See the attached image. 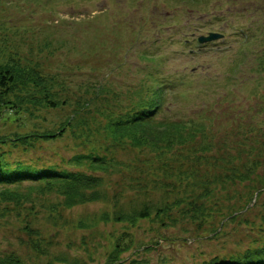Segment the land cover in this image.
<instances>
[{"label":"rangeland","instance_id":"374dc122","mask_svg":"<svg viewBox=\"0 0 264 264\" xmlns=\"http://www.w3.org/2000/svg\"><path fill=\"white\" fill-rule=\"evenodd\" d=\"M209 31L225 39L201 46L197 36ZM0 58L34 64L65 102L30 107L20 120L0 117L9 170L24 164L92 173L70 160L108 144L103 112H125L138 91L152 92L159 80L166 101L157 117L205 125L214 145L210 174L227 173L230 162L244 172L255 162L264 175V0H0ZM51 130L60 135L9 140ZM113 154L127 168L95 173L104 181L97 200L68 207L61 191L34 190L45 183L5 186L29 197L0 194V256L17 255L21 264H106L112 238L128 233L134 245L118 264H230L264 243V184L256 175L216 187L201 200L208 206L202 221L185 205L163 221L155 212L135 224L102 221L128 217L145 202L154 207L169 188L159 169L146 166L149 150ZM152 177L158 186L140 191L138 182Z\"/></svg>","mask_w":264,"mask_h":264},{"label":"trees","instance_id":"16d2710c","mask_svg":"<svg viewBox=\"0 0 264 264\" xmlns=\"http://www.w3.org/2000/svg\"><path fill=\"white\" fill-rule=\"evenodd\" d=\"M155 85L147 87L146 90L138 91L133 106L121 112V114H109L103 112L107 122L102 128L108 144H94L87 154L73 156L70 165H87V171L58 170L52 166L49 168H36L29 165L19 164L16 169L9 170L0 154V186L1 195L7 200L20 199L29 195L18 191H10L7 185L18 186L25 181L33 180L34 183H45L39 190L45 195L50 190L61 191L66 195V205L72 207L76 204L99 199L103 194L99 186L104 183L102 177L96 174L109 172L121 166L126 167L114 156V151L121 147H135L149 150L153 158L148 160V167L161 171L164 179L163 186L169 187L167 196L159 203L150 207L144 203L140 208L133 207L128 217H117L115 220L105 215L102 221H131L150 219L153 213L158 220L171 216V212L182 205L187 207L186 214L197 220H204L207 215L206 203L201 200L214 196L213 192L220 184L237 183L246 180H254V175L260 178L264 184V175L256 172L258 164L253 162L240 172L235 166L229 167L225 174H210L206 166L212 167L214 155L213 140L209 138L208 130L204 124L194 121H174L159 119L158 113L165 104V93L163 83L158 80ZM56 83L48 78L34 66V64L22 61H4L0 58V117L7 114L16 120L23 118L28 112H34V108L53 109L58 108L65 102L55 91ZM69 121H67L68 123ZM64 124L65 126L68 124ZM61 128L64 130L66 127ZM102 128H99L102 129ZM61 132V130H60ZM55 131L33 133L30 136L15 134V138H9L15 143H27L31 139L51 140L60 135ZM0 143H7L0 139ZM129 145V146H128ZM127 168V167H126ZM236 170L234 171V169ZM120 169V170H121ZM233 171V173H230ZM96 173V174H95ZM157 177H152L148 182H138L141 189L159 184ZM201 192H198V189ZM264 192V190H262ZM260 193V191H259ZM173 200L171 201V199ZM201 220V221H202ZM134 241L128 236L114 237L110 242V250L106 264H118L124 261L123 253L130 250ZM137 260L131 264H138ZM0 264H21L17 255L0 256ZM213 264V263H204ZM230 264H264V243L248 249L244 253L234 257Z\"/></svg>","mask_w":264,"mask_h":264},{"label":"water","instance_id":"95a60500","mask_svg":"<svg viewBox=\"0 0 264 264\" xmlns=\"http://www.w3.org/2000/svg\"><path fill=\"white\" fill-rule=\"evenodd\" d=\"M224 35L217 32H210L208 35H202L199 37L201 43L210 42L222 38Z\"/></svg>","mask_w":264,"mask_h":264}]
</instances>
